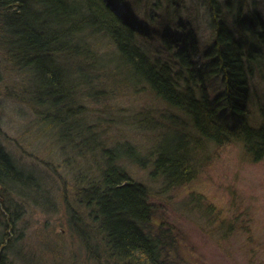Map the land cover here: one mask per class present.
Listing matches in <instances>:
<instances>
[{"label":"trees","instance_id":"1","mask_svg":"<svg viewBox=\"0 0 264 264\" xmlns=\"http://www.w3.org/2000/svg\"><path fill=\"white\" fill-rule=\"evenodd\" d=\"M262 10L256 0H0V79L5 67L33 79L27 90L37 113L79 155H90L78 177L85 226L117 260L173 264L165 258L169 238L151 230L149 190L129 176L123 160H149L151 176L177 186L195 179L211 147L236 143L254 160L264 158V94L254 83L264 80ZM200 24L207 35H199ZM157 40L159 47L147 48ZM71 57L78 70L68 68ZM88 72L125 79L157 102L146 106L156 117L143 120L158 137L146 157L130 145L97 140L74 82L93 78ZM8 186L25 194L40 189L41 179L0 145L4 214Z\"/></svg>","mask_w":264,"mask_h":264},{"label":"rangeland","instance_id":"2","mask_svg":"<svg viewBox=\"0 0 264 264\" xmlns=\"http://www.w3.org/2000/svg\"><path fill=\"white\" fill-rule=\"evenodd\" d=\"M204 27L196 26L200 36L208 34ZM159 45L158 40L146 44L148 49ZM66 61L69 69L78 70L70 64L75 58ZM3 72L0 145L18 166L38 175L41 186L25 194L9 186L3 192L8 212L4 214L0 207V262L125 264L110 255L90 226H85L88 209L82 204L78 177L81 161L90 155L87 151L83 157L79 155L60 131L37 113L27 90L28 84L33 86V79L27 80L8 67ZM90 75L93 78L74 82L81 96L79 102L86 107L85 120L96 131L97 140L104 146L130 145L137 155L146 157L158 137L143 120L147 115L156 117L146 106H156L157 102L149 93L134 90L125 79H110L99 73L95 79V74L88 72ZM254 83L262 96L264 80L255 79ZM208 152L207 162L195 179L177 186L151 176L149 160L144 165L124 160L121 164L133 180L149 190L154 207L151 230L155 235L162 231L169 238L167 261L170 257L173 264H264V158L254 160L236 143L211 147ZM73 213L82 219L75 222ZM14 215V226H8V219Z\"/></svg>","mask_w":264,"mask_h":264}]
</instances>
